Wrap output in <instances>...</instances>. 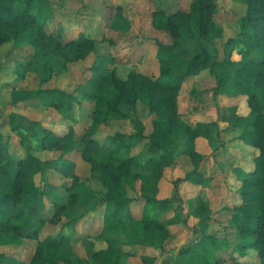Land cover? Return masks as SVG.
<instances>
[{
    "label": "trees",
    "instance_id": "16d2710c",
    "mask_svg": "<svg viewBox=\"0 0 264 264\" xmlns=\"http://www.w3.org/2000/svg\"><path fill=\"white\" fill-rule=\"evenodd\" d=\"M45 0H0V47L10 40H21L34 28L42 15ZM246 6V13L240 22L242 37H234L222 44V53L217 41L221 28L214 19L217 10L215 0H193L187 11L178 10L168 14L159 9L153 13L156 29L168 32L171 43H158V76L132 73L128 79L118 77L115 70L100 76L91 94L94 100L91 124L81 134V140L89 150L85 159L93 167V178L101 184L94 191L96 201L87 213L103 206V224L96 239L105 241L106 248L95 251L90 259L70 254L63 244L70 239L69 234H48L38 238V244L28 264H122L125 245H143L162 248L170 237L168 223L162 217L174 208L176 198L172 195L157 196L159 184L167 167L176 163L180 150L193 160L194 167L178 177L175 184L189 181L204 184L208 180L206 170L201 167L204 154L198 151V137L208 139L212 150L220 148L221 127L217 120L191 123L183 120L177 112L176 96L183 80L197 71L209 70L215 77L214 95H246L250 111L240 114L238 107H230L227 118L229 128L238 132V138L253 148L252 158L246 165L233 168L241 186L238 189L241 202L226 207L230 217L223 228V238L205 230L206 220L211 213L205 203L192 209L191 214L200 219L201 238L193 244L182 247L174 258L176 264H222L221 251L228 248L230 239L240 256H246L249 249L258 251L259 264H264V55L260 58L248 57L231 59L229 48L236 41L244 40L251 53L264 49V0H238ZM188 28L199 36V49L191 60L181 59V30ZM33 46V68L42 74V82L53 73L55 60L64 59V67L71 60L86 56L97 47V41L87 34L68 42H63L57 34L43 30L30 42ZM2 65H0V71ZM176 79L172 84L170 80ZM37 97L45 109L56 111L62 119L72 118V93L57 87L38 88L32 95ZM143 100L155 115L152 131L145 146L133 153L137 138L145 137L140 125L138 134L117 131L107 135L101 143L95 137L103 124L121 120L129 116L123 106L133 107ZM33 122L34 136L39 149L60 150L65 154L74 150L77 134L68 131L57 132L41 123ZM12 129L18 125L12 116ZM4 143L0 134V245L9 234L19 235L29 226L26 214V199L33 193L35 175L44 167L45 161L28 151L20 158L12 174L5 165ZM258 150V151H257ZM258 152V153H257ZM134 192L144 202L141 218L129 224L123 206L133 200ZM79 191H76L77 195ZM53 214L47 221H62L67 204L55 197ZM12 205L16 212L5 215ZM70 221V224L75 223ZM46 219L41 216V226ZM68 222V221H66ZM230 238V239H229ZM144 264H155L156 257L143 255ZM0 264H6L0 252ZM235 264H253L236 262Z\"/></svg>",
    "mask_w": 264,
    "mask_h": 264
},
{
    "label": "rangeland",
    "instance_id": "374dc122",
    "mask_svg": "<svg viewBox=\"0 0 264 264\" xmlns=\"http://www.w3.org/2000/svg\"><path fill=\"white\" fill-rule=\"evenodd\" d=\"M192 1L45 0L38 23L26 37L21 40H10L0 47V65H2L0 71V134L4 143L5 165L9 167V172L12 174L17 161L25 157L30 150L45 161L43 169L35 175L32 183L33 193L25 202L26 214L30 220L29 226L22 234L12 233L1 241L0 252L3 253L6 264H28L38 244L36 234H39L40 239L47 234H69L70 239L64 242L63 247L70 254L86 259H90L93 253L103 246L105 242L101 244L94 237L90 238L84 233L75 235L70 231L71 228L76 229L75 226L88 214L87 209L96 201L94 191L101 187L99 181L93 178L94 171L91 162L85 159L89 148L81 140V134L92 121L94 100L91 94L100 76L111 70H115L118 77L123 80L128 79L132 73L153 77L155 65L159 63L158 43H171L172 41L168 32L153 29V13L159 9L165 10L168 14H173L178 10L187 11ZM215 2L217 10L214 13V19L221 28V35L217 41L222 53L223 42L230 38L243 36L240 32V22L246 13V6L238 0H215ZM42 30L50 34L58 33L57 35L64 43L75 40L80 34L86 33L97 41V47L86 56L69 61L66 67L63 65L64 59L58 58L55 60L52 75L42 82V74L32 67L33 46L30 43ZM136 41L151 48L150 51L148 49L146 51L151 55L144 53L148 58L147 62L144 55L139 62L134 61L133 63L132 60H128L130 54L128 44ZM180 41L181 59L187 62L199 49V36L195 31L183 27ZM125 48L127 49L124 51ZM152 52L154 57H152ZM228 53L231 59L242 60L248 57L260 58L264 55V49L261 52L251 53L244 39L232 44ZM170 82L175 84L176 79L173 77ZM215 84V77L209 70L197 71L183 80L176 96L177 112L181 116L188 114L189 118V113H194L203 119L215 117L220 124V138L223 146L217 152L214 151L213 156H207L201 166L205 167L208 180L201 185V189L194 187L189 190H184L179 184L173 182L175 180L172 179H176L187 168L194 166L193 160L186 154L184 147L180 150L177 163L166 169L165 176L169 178L167 185L170 181L174 183V186L171 185V190L169 187V191L176 198L175 206L170 211V213L174 211V215L170 217L189 215V211H192L194 207L205 203L209 206L211 213L204 225L205 230L215 234L217 238H223L222 231L230 217V211L226 207L237 204H233L231 191L234 188L239 189L240 185L233 168L241 164L236 163L239 159H251L254 151L251 150L253 148H248L239 140L237 131L231 130L225 124L230 114V107L236 103V100L233 98L222 100L218 97L219 95H214L212 87ZM43 87L62 88L72 93L73 116L71 119H62L56 111L45 109L37 97L24 98L22 96L25 93L32 95L38 88ZM237 105L240 113H246L249 110V103L244 97L237 101ZM122 108L129 113V116L107 127H101L95 137L102 143L107 135L117 131L138 134L141 125L144 127L145 137L137 138L132 150L133 153H137L149 139L155 115L143 100H138L133 107L124 105ZM12 116L18 125L17 131L12 129ZM184 116L182 118L186 120ZM36 121H42V124L59 133L73 127L77 134L74 150L63 154L57 149H39L38 140L34 136L33 122ZM206 148L210 150L211 145L206 143ZM214 189L217 190L214 192ZM164 190V193L168 191L167 188ZM76 191H79L77 195H75ZM130 195L135 196L137 200L138 195L134 192H130ZM55 197L67 204L63 210L62 221L57 224L47 221L53 214ZM133 201L123 206L129 224L132 223V217H136L131 209ZM239 202H241L240 197ZM100 207L103 208V206ZM15 212L13 206L9 205L5 215L10 216ZM167 214L168 212L163 217H167ZM140 215L141 213L138 216ZM41 216L46 219L43 226L40 223ZM75 218H77L76 222L70 224L69 222L74 221ZM177 223L178 225L173 226L177 233H180V230L191 228L185 221L181 223L177 220L175 224ZM199 228L200 226L197 225V229ZM196 237L194 234L188 240L184 239L180 246H189V243H192ZM232 239L229 241L228 248L219 253L222 264H235L236 262L259 264L258 251L249 249L246 256H240L239 251L233 246ZM125 246L126 250L123 247L122 259L128 263L131 256L138 257L136 255L138 251L130 249L132 245Z\"/></svg>",
    "mask_w": 264,
    "mask_h": 264
},
{
    "label": "crops",
    "instance_id": "0c3cea01",
    "mask_svg": "<svg viewBox=\"0 0 264 264\" xmlns=\"http://www.w3.org/2000/svg\"><path fill=\"white\" fill-rule=\"evenodd\" d=\"M153 29L156 30L155 27ZM157 30H159V29H157ZM55 31L58 32V30H55ZM62 36H63V34H62ZM128 47H129L128 48V50H129L128 52H130V54L128 56V60H132L133 63H134V61L135 62L141 61L142 58H143V55L147 51V49H148V51H150L149 49H151V48H149L148 46H145L142 43H138L137 41L136 42H130L128 44ZM126 49L127 48H125L123 50L125 51ZM146 53H148V52H146ZM148 55H151V54L148 53ZM154 56L155 55L152 52V57H154ZM144 59H146V62L148 61L147 60L148 58H147L146 55H144ZM147 65H146V67H147ZM155 67H156V69H155ZM155 67L153 68V69H155V71H154V73L153 72L152 73L154 74V76H158V74H159V63H157L155 65ZM147 68H149V65H148ZM214 86L215 85H213V87ZM218 97L220 99H222V100H226L227 98H230V99L233 98L234 100H236V103L233 104V105H235L237 107H238L237 101H239L242 97H244V98L247 99V96L246 95L236 96V94L235 95L219 94ZM249 111H250V107H249V110L246 113H240L239 112V107H238V112L240 114L245 115V114H248ZM187 115L188 114H186L185 116L184 115H182V116H184L185 117L184 119H186L187 121L193 122V123H196L198 121H205V120L206 121L216 120L215 117L208 118V119H203V118L198 117L194 113H192V114L189 113V118L187 117ZM117 121H121V120L110 121L107 124H103L101 127H105V126L107 127L111 123H114V122H117ZM225 124L227 125V127L229 126L228 121H227V123L225 122ZM231 130H233V129H231ZM233 131H235V130H233ZM237 137H238V134H237ZM239 140H241V139H239ZM204 142H205V144L207 143V144L210 145L208 139H205L204 137H198L197 140H196L197 149H198L199 152H201L202 154H204V156H205L204 157V160H205L207 158V156H213L215 152H214V150H212L213 149L212 147H211L210 150H208L207 148L205 149ZM222 146H223V142H222V144H221V146H220L219 149H221ZM245 146H246V144H245ZM247 147L249 148L250 146L247 145ZM251 150H253V149H251ZM217 151H218V149L216 150V152ZM232 151H233L234 154H236L235 151H234V149H232ZM204 160H203V162H204ZM248 162H249V159L248 158H241L236 163H241L242 165H246ZM176 163H177V161H176ZM172 166H169L167 168L169 169ZM193 167L187 168L181 175L177 176L176 179L178 177L182 176L185 172L191 170ZM202 168L205 169V167H202ZM166 169H165V171H166ZM165 171H164L163 178L161 179V181H159L160 184H159V190H158L157 196L160 197V198L172 196V193H170V191H169V187H170V190H171L172 186H174V183H173L174 181L173 182L170 181L169 184L167 185V182H168V179L169 178H167L165 176ZM176 179H172V180H175L176 181ZM238 182L240 183V181H238ZM178 184L184 190L185 189L186 190H189V189L194 188V187H198L199 189H201V185H202V184H195V183H192V182H189V181L180 182ZM240 186H241V183H240L239 187ZM165 188H167L169 192L167 191L166 193H164V191H165L164 189ZM215 190H217V189H214V192H215ZM237 191H238V188H234L233 191H231V196L234 199V203L233 204L239 202V197H238L239 194H238ZM188 198H191V197H188ZM143 205H144V203H143V201L141 199H137V200H135V201H133L131 203V209H133L134 216H136V217H132V219H135L136 220V219L141 218V215L140 216H138V215L140 213L142 214ZM170 211H168L167 217H162V219H164V220L166 219V222L168 223V228L170 230V237L166 240V242H164L165 243L164 246L162 248H156V247L147 246V245L146 246L139 245V244L132 245V246H130L131 247L130 249L133 248L134 250H137L138 253H136V255L138 257H136V256L132 257L131 256L129 258V260H128V263L127 262H124V259H122V264H126V263L127 264H144V262L142 260V256L143 255H148V256H154V257H156L155 264H176L175 261H174V256L176 257V255L178 254V251L182 247V246H180L181 245L180 244L181 241H183L184 239L188 240L191 236H194V234H195V237L196 236L197 237L195 238V240L192 241V243H189V245H191V244H193L194 242L198 241L201 238V235H202L201 230L200 229H197V225L199 226V223H200V219L198 217H195L194 215H192L191 214V211H189V215L182 214V217H177V216L176 217H170V216L174 215V211L172 213H170ZM135 212H140V213L136 214ZM177 220H179L181 223H183V221L187 222L188 223V226H190L191 228L184 229V230H180V233H177V230L174 229V227H173L174 225H178V223L175 224V221H177ZM171 223H173V224H171ZM102 224H103V208L100 207L96 211L90 212L86 216H84L79 221V223L75 226L76 229L71 228L70 231H72V233H74L75 235L77 233H84V234L88 235L90 238L91 237H94L95 238V236L98 235L101 232ZM199 231H200V233H199ZM98 241H100L101 244L103 242H105V241H102V240H98ZM104 244H106V242ZM104 244H102L103 246H101V248L99 250L107 247V244L106 245H104ZM124 250H126V246H124Z\"/></svg>",
    "mask_w": 264,
    "mask_h": 264
}]
</instances>
